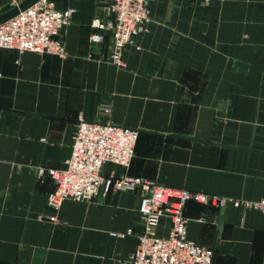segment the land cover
<instances>
[{
    "label": "crops",
    "instance_id": "obj_1",
    "mask_svg": "<svg viewBox=\"0 0 264 264\" xmlns=\"http://www.w3.org/2000/svg\"><path fill=\"white\" fill-rule=\"evenodd\" d=\"M21 1L0 0V14ZM110 2L56 0L76 9L62 30L65 58L0 48V264H128L144 229L140 193L101 190L54 210L53 181L36 172L65 167L80 113L140 131L130 167L107 164L105 177L264 196V0H154L122 66L109 60V36L90 41ZM184 214L188 237L214 248V264H264L262 210L189 201ZM169 229L164 218L157 233Z\"/></svg>",
    "mask_w": 264,
    "mask_h": 264
},
{
    "label": "built area",
    "instance_id": "obj_2",
    "mask_svg": "<svg viewBox=\"0 0 264 264\" xmlns=\"http://www.w3.org/2000/svg\"><path fill=\"white\" fill-rule=\"evenodd\" d=\"M154 0H111L107 9L110 18L96 19L97 29L90 36L92 45L110 37L109 60L117 66L124 65L125 48L136 42L148 31L149 4ZM76 9H59L56 0H38L11 19L0 23V48L19 52L48 53L62 58L68 50L62 38V30L68 25ZM109 112V108H105ZM140 131L113 122L87 120L82 113L78 117L73 136L72 153L63 168L36 167L38 178L49 177L54 188L48 194L47 203L59 210L64 201H91L102 190L103 195L114 189L132 191L141 195L139 211L143 216V231L138 234V244L128 264H214V248L188 237V219L184 208L189 201L217 208H225L229 202L264 212V196L258 201L230 199L219 195L187 189L168 187L143 176L124 174L105 177L107 164L130 167L135 157ZM47 141V138L43 139ZM164 218L170 223L165 235L157 233ZM55 221L56 216H50ZM134 233L113 231L112 236L125 238Z\"/></svg>",
    "mask_w": 264,
    "mask_h": 264
},
{
    "label": "water",
    "instance_id": "obj_3",
    "mask_svg": "<svg viewBox=\"0 0 264 264\" xmlns=\"http://www.w3.org/2000/svg\"><path fill=\"white\" fill-rule=\"evenodd\" d=\"M37 1L38 0H23V1L19 2V3H17L16 5L12 6L8 10H6L3 13L0 14V23H3L5 21L11 19L12 17H14L17 14H19L21 11H23V10L29 8L30 6H32L33 4H35ZM235 65L242 72H246L248 70V68H249L248 64H246L244 62H240V61L236 62ZM181 138H184V137L181 136ZM187 138H189V139H197L195 137H187ZM225 212H226V210L223 209L221 214L216 218L217 223H218L220 228L223 225Z\"/></svg>",
    "mask_w": 264,
    "mask_h": 264
}]
</instances>
